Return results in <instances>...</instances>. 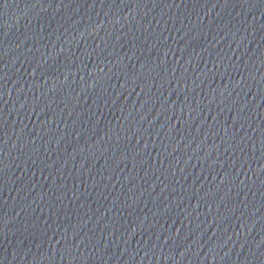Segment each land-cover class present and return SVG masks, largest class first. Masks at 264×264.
Returning a JSON list of instances; mask_svg holds the SVG:
<instances>
[{
	"label": "water",
	"instance_id": "obj_1",
	"mask_svg": "<svg viewBox=\"0 0 264 264\" xmlns=\"http://www.w3.org/2000/svg\"><path fill=\"white\" fill-rule=\"evenodd\" d=\"M0 264H264V0H0Z\"/></svg>",
	"mask_w": 264,
	"mask_h": 264
}]
</instances>
